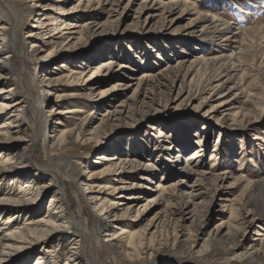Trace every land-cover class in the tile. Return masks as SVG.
Here are the masks:
<instances>
[{"label": "bare ground", "instance_id": "obj_1", "mask_svg": "<svg viewBox=\"0 0 264 264\" xmlns=\"http://www.w3.org/2000/svg\"><path fill=\"white\" fill-rule=\"evenodd\" d=\"M70 1L73 2L72 5L64 8ZM70 1L0 0V121L3 122L0 124V151L10 155V158L3 156L5 159L0 161V182L6 178L11 179L8 187L0 185V193L7 195L0 200V216L10 214L7 221L0 226V264H27L38 247H41V252L33 264H58L50 250L53 240L57 241L58 247L61 246L64 252L63 264H91L90 259L96 258L93 250L89 248L90 252H83L79 247V243L82 247H87L91 239V235L86 232L88 222L84 220L86 216L78 201L80 197L93 213L92 219L97 225L92 238H95L98 245L109 249L113 260L127 259L138 264H170V258L158 259L160 250L183 244L194 251L199 240L197 234L200 233L197 208L201 204L211 203L218 194L222 197L220 200H224V190L241 183H244L248 191V202L252 208L235 217L237 224L233 238L228 243L223 242L219 236L222 232L220 224L215 230L217 236H208L199 250L196 251L195 248V253L207 254L221 250L232 253L233 260L241 264H264V242L260 249L255 248L246 253L238 251L247 233H259L257 228L260 223L257 220L264 217V178L247 180L241 176L234 177L225 171L214 173V164L211 169L204 170L198 154L207 136L205 132L209 130L207 122H188L186 134L194 129L197 131L194 136L201 138L197 143L198 150L186 161L173 163L168 177L164 176L165 172H162L161 177L156 175V171L161 172L159 156H169L175 147V141L171 137L173 126L163 129L164 123L153 119L155 113L163 107L165 109L169 99L178 106L192 107L196 111L213 102L203 116L207 117V121L214 118V122L229 123L231 127L246 129L251 120L248 114H254L253 121L259 119L264 110V102L261 101L260 104L259 94L254 91L249 95L252 100L246 101L248 105L251 104V109L246 110L243 108L244 104L240 103L242 106H235L237 112L232 113L239 95L244 92L243 74L239 77L237 75L239 64L249 53L250 37L229 23L223 25L222 21L210 15H201L187 24H180L196 6L190 0H142L140 8L125 29L141 34L182 32L185 36L194 38L195 50L202 51V45L209 41L215 54L217 52L205 61L202 57L181 51L177 53L179 58L175 63L163 61L164 65L155 70V62L151 63L152 52H159L163 48L173 51L177 45L153 40L154 46L148 47L146 45L149 41L143 46L141 41L136 42L133 39L128 47L133 54L124 55V51H121L123 42L118 40L114 45L103 43L107 47L118 46L120 51L116 54L102 50L106 47L100 50H82L87 55L75 53L87 43L89 37L101 36L111 30L116 32L120 18L131 7L133 0ZM34 11L35 19L28 27V20ZM20 31L23 38L18 36ZM29 40L36 41L29 45L26 55L20 56V51ZM230 43H233L231 54L223 55L219 49L228 47ZM50 46L54 47L38 54L43 48ZM150 47H153L152 51ZM67 52L72 53L66 57ZM161 57V54H157V59ZM138 60L149 64L142 69L137 66ZM51 61H55L58 71H65V76L55 78L47 70L38 79L30 80L28 73L33 67L44 66ZM92 65L95 68L87 77H83L85 70ZM46 69L47 67L43 70ZM62 79H67L69 86L79 85L86 91L84 94L72 93L62 98L82 97L90 100L99 112L95 113L97 115L94 118L79 120L68 131H59L54 127L47 130L42 121L52 114L53 109L44 113V108H48V101L45 105L42 102L36 103V99L31 98V93L38 90L39 93H44L41 100L47 98L50 89L57 86ZM113 79L116 81L106 86ZM130 91L129 96L123 97ZM17 93H20V98H16ZM59 98L61 96L57 97ZM27 111L32 123L24 129L22 122L25 121ZM218 112L219 117L216 115ZM77 113L79 111L75 108L58 112L56 124L74 118ZM124 119L152 122L149 129H162L157 130L156 140H153L147 137L148 132L141 138L142 132L133 128L131 131L134 130V133L124 137L123 144L121 142L123 147L121 144H114V141L106 143L100 140L98 136L106 127L115 126ZM25 139L32 145L39 142L44 144L41 150L43 156L38 162L27 149L16 151L12 147L13 142ZM188 140L190 139L185 138L182 145L178 146V157L182 149L190 147ZM73 142L85 144L92 150H116L111 156L105 151L98 158L104 163L103 167L89 172L82 180L84 187L78 190L81 196H74L78 206L77 213H72L71 202L66 196L70 182L67 176L68 166L76 164L77 160L72 162L63 156V152ZM151 142H154L156 151L153 150L148 155L146 146ZM218 151L214 149L211 155L213 163L219 159ZM146 159L147 162L143 164ZM96 164L98 163L95 162L94 165ZM107 176L110 181H117V186H111V183L106 187L97 186L94 193L87 194V191H92L96 180H103ZM170 176L176 180L165 186ZM40 179H48V182L38 186ZM229 181L231 183L227 184ZM101 192H107L115 198H104L101 201ZM47 194L50 203L44 208ZM147 210H153L148 217L145 213ZM252 212L253 217L250 216ZM41 214L44 217L38 218ZM21 216H24L25 225L21 229L13 228L16 218ZM126 217L137 219L138 223L145 220L144 235L151 237L148 243L140 238V233H131L121 227L122 220ZM230 217L232 219L233 216ZM188 224L195 227V233L188 230Z\"/></svg>", "mask_w": 264, "mask_h": 264}, {"label": "rangeland", "instance_id": "obj_2", "mask_svg": "<svg viewBox=\"0 0 264 264\" xmlns=\"http://www.w3.org/2000/svg\"><path fill=\"white\" fill-rule=\"evenodd\" d=\"M70 1V0H69ZM190 2L195 3V8L189 13L187 17H184V20L180 21V24H187L192 19L200 17L201 15H210L215 17L217 20H220V22L225 25V23H229L233 27L237 28L239 31L243 32L244 34L248 35L250 39H248L250 42V50L245 57V59L242 61V63L239 64V72L238 77L243 74V89L244 92L239 95L236 104L233 107L235 109H232V113L237 112V106H242L240 103L244 104L243 108L246 110L251 109V104L249 105L246 103L248 100H252V98L249 96L252 93L259 94L260 104L264 102V0H190ZM72 1L65 4L64 8H68L72 5ZM142 4V0H133V3L131 4V7L127 10L125 14L122 15V17L119 20V26L118 30L116 32L110 31L107 32V34H103L101 36L93 35L88 38L87 43L85 42L83 44V47L75 52L76 54L80 55H87L82 50H100L102 47V50L110 51L112 54H116L120 51V48L118 49V46H112L107 47L103 45V43H111L112 45L115 44L118 40L122 41L123 44L122 50L125 54H133V52H130V41L133 39L138 42L141 41L143 43V46H145L146 41H149V44L146 46H154L153 40L164 42V44L169 45H177L173 49V51H170L169 49H161L159 52H152L151 57V63L155 64L153 65L154 69H160L164 62H169L170 64H173L177 61L179 58L177 56V53L179 52H187L192 54L193 56L202 57L205 61L207 59L212 58L217 54H215V51L213 50L214 47L212 45H209V41L207 43H204L206 45H202V51L195 50L196 43L193 42L194 38H190V36H185L182 32H175L174 34L166 33L163 31L160 32H152V33H137L134 30L125 29L126 26L130 23L131 18L134 16L135 12L140 8V5ZM23 9V8H22ZM25 9V7H24ZM37 10V9H36ZM36 12L34 11L31 18L28 20L27 26L29 27L32 24L33 19H35ZM27 18V16H26ZM104 20V19H103ZM102 20V21H103ZM125 29V30H124ZM122 33L119 34L118 32ZM124 31V32H122ZM120 36H118V35ZM18 36L20 38H23L22 31L19 32ZM232 40V39H231ZM230 40V41H231ZM36 40H29L26 45L22 48L20 51V56L26 55L29 51V45ZM125 41V42H124ZM152 41V42H151ZM110 44V45H111ZM148 46V47H149ZM210 46V47H209ZM54 46L43 48L38 54H43L49 49L53 48ZM109 48V49H108ZM147 49V48H146ZM151 51L153 50V47L149 48ZM88 50V51H89ZM90 50V51H91ZM233 50V43H230L228 47H225L223 49H219V51L222 52L223 55L229 56ZM149 51V50H148ZM150 51V52H151ZM72 53V52H71ZM70 52H67L68 57ZM157 54H161V59H157ZM175 54V55H174ZM122 55V54H121ZM177 56V57H176ZM107 57V56H105ZM192 57V56H191ZM174 58V59H173ZM87 60V59H86ZM105 60V59H104ZM164 61V62H163ZM55 61H51L50 63H46L44 66L38 65L37 68L33 67L29 73L28 76L30 80L38 79L42 74L47 73V70L49 73H53L55 78L63 77L65 76V71L60 70L58 71L57 68H55ZM143 64V65H142ZM149 63H141L138 60V67H142V69H145L146 66ZM46 70H43L46 68ZM44 67V68H43ZM95 68V65H92L88 70H85L83 73V77H87L88 73ZM140 69V70H142ZM138 72H141V71ZM48 73V74H49ZM33 77V78H32ZM116 81V79L110 80L106 86H109L113 84ZM69 81L67 79H62V81L55 86L54 88L50 89V94L47 96V98H43V92L39 93L40 91L36 90L33 91L31 94V98L36 99V103H47L48 101V108H44V113L48 111L49 109L52 110V114L48 115V118H44L42 121L43 127L47 130L50 129V127L58 128L59 131L65 130L68 131L72 129L79 120L86 118V117H92L94 118L99 112L95 109V106L90 102V100H85L82 97L76 98V99H67L62 98V96H67L72 93H78V94H84L86 91L85 89L81 88L79 85L77 86H69ZM1 88V87H0ZM256 90V91H255ZM252 91V92H251ZM254 91V92H253ZM34 93L36 95H34ZM262 93V94H260ZM131 94V91L128 92L126 96L127 97ZM38 95V96H37ZM262 95V96H261ZM58 96H61V98L57 99ZM16 98H20V93H17ZM122 99V98H121ZM119 99V101L121 100ZM173 99V97H171ZM56 101V102H55ZM162 102H165V100H162ZM213 102H209L205 104L203 107H201L199 110H193L192 107H185L184 105L178 106L177 103H175L173 100H168L164 107L159 110V112L155 113L153 115V119L159 122H162L166 125H162L163 129H166L167 126L171 127L173 126L172 131V139L175 141V147L174 150L170 152V155H162L159 156V163H160V171H156V175L158 177L162 176V172L164 173V176H169L171 166L175 162H181L186 161V159L194 152L198 150L199 147H197V143L201 140L200 137L194 136L196 134V130L191 129L188 131V134H186V127L189 124V121L192 122H207L209 124V130H207L205 133L207 136L205 137V141L203 142L202 147L200 148V153L198 154L200 156V160L203 164L202 168L204 170L211 169V165H213L212 170H215L214 173L217 172H228L231 173L232 176L237 177L241 176L244 179L247 180H254L257 178H264V110L261 113L259 119L256 121H253L254 114H248L249 119H251L249 122L250 124L247 126L246 129H240L237 127H231L229 126V123L222 124L221 122H214V118H210L208 121L206 120L207 117L203 116V114L209 110L212 106ZM248 105V106H247ZM236 106V107H235ZM251 106V107H250ZM68 108H75L78 109L79 113H77V116H74V118H70L69 120H66L62 124H56L57 119L59 116H57V113L63 110H66ZM97 113V114H95ZM29 112L27 111L25 113V121L22 122V128H27L28 126H31V118H29ZM218 117L220 116V112L216 114ZM126 119V118H125ZM122 120L121 123L112 126V127H106L105 130L102 131V134H100L98 137L100 140L105 141L106 143H109L110 141H114V144H122L124 143V137H127L128 135H131L134 133L131 131L133 128H137L138 131L142 132L141 138L144 137L146 132L149 133L147 137L150 139L156 140L155 135L157 134L158 129L155 131L149 129L150 123L152 122H145L142 120H129L126 121ZM128 120V119H127ZM47 121V122H46ZM46 122V123H45ZM3 122L0 121V124ZM46 124V126H45ZM199 126V125H198ZM196 126V127H198ZM235 129V130H234ZM140 138V137H139ZM185 138H189V144L190 147L188 149H182L180 151V157L177 155L178 146H181ZM165 140V139H164ZM163 141V139L161 140ZM160 141V143H161ZM242 142V143H241ZM13 148L16 151H21L24 149H27V151L30 153L32 158H34L35 161L40 160L43 156V152L41 151L43 149L44 144L42 142H39L36 145H32L29 143L28 139H25L23 141L13 142ZM121 144V147L124 145ZM260 145V146H259ZM155 144L154 142L149 143L146 148V154L149 155L150 152L155 150L154 148ZM214 149H218L219 151V159L215 163H213V160L211 159V155L213 154ZM106 150H92L87 145L81 144L80 142H73L63 152V156L68 159L69 161L77 160L76 164H71V166H68V173L67 176L69 177V183L67 187L66 196L68 198V201L71 202L72 205V213H77L78 206L76 198L74 199L75 194L80 195L79 189L81 190L84 185L83 179L84 177L89 173L93 172L95 170H98L99 168L103 167L104 163L102 164L98 158L103 154L106 153ZM116 150H110L107 152V155L111 156L115 153ZM0 155H2L3 160L4 157L10 158V155H5L4 152L0 151ZM4 156V157H3ZM217 157V158H218ZM5 159V158H4ZM38 162V161H37ZM88 162V163H87ZM98 163L94 165V163ZM147 162V159L143 161V164ZM242 164V166H240ZM34 168V167H32ZM238 169H240L238 171ZM33 169L30 170V173H32ZM87 171V172H86ZM170 172V173H169ZM168 173V174H167ZM160 174V175H159ZM102 178L96 180L97 183H95L93 186L92 191H87V194L94 193L98 188L97 186L106 187L111 183V186H117V181H110V177L107 176L103 180ZM169 180L166 181V185L168 186L176 180V178H171V176L168 178ZM106 180V181H104ZM11 182L10 178H6L3 182H0V185L2 186H9V183ZM45 182H48V179H40L38 182V186L45 184ZM231 183L229 181L227 184ZM78 184V185H77ZM206 186V185H204ZM244 183L238 184L237 186L234 185L232 188L228 190H224L225 198L224 200H220L221 195L218 194L213 199L211 203L208 204H201L197 208V214L200 220V233H198V242L195 246L196 251L201 248V246L204 244V241L207 240L208 236L210 238H215L217 236L216 233V227L218 225H222V232L220 233V237L223 240V242H230L231 238H233V234L235 233L234 227L236 226V216H240V214L246 213V211L251 210V204L248 202V191L244 187ZM45 190V189H44ZM78 191V193H77ZM70 192V193H69ZM86 194V195H87ZM16 195V194H15ZM147 197H149L148 194H146ZM81 196V195H80ZM223 196V195H222ZM7 197V195H3L0 193V200ZM104 198H108L110 200H113V196H109L107 192H101L100 193V199L103 201ZM168 197L166 196V201ZM78 199V197H77ZM80 205H82L83 213L85 214L84 220H87L88 222V228L86 229V232L91 235V239L87 244V247H82V244L79 243L80 249H82L83 252H90L91 248L93 250V254L96 255L95 260H91V264H138L137 262H130L129 260H123V261H116L113 260L110 256V251L108 248L103 247V245H98L95 238H92L97 230V225L94 223L93 213L89 211V208L83 203L81 197L78 199ZM50 203V197L49 194L45 196L44 199V205L43 207H47ZM243 203V204H242ZM84 205V207H83ZM140 204H138L139 206ZM137 206V207H138ZM227 206V207H225ZM242 206V207H240ZM153 212V210H147L146 217L150 216V214ZM233 216L232 219L230 216ZM10 214H3L0 216V226L7 221ZM251 217L254 216V213L252 212L250 214ZM44 214H41L38 216V218H43ZM24 216H21L19 218H16L14 222L13 228L21 229L23 227L24 222ZM105 221V220H104ZM257 221H259V225L257 228V231L259 233H253L249 234L247 233L245 238L242 239L240 246L238 248L239 253L243 252L246 253L247 251H252L253 249L257 248L260 249L262 247V243L264 242V217L261 219L259 218ZM137 219L134 220V218L126 217L122 220L121 227H124V229L131 233H140V238L144 240V242L148 243V240L151 238L150 235H144L143 232V226L145 224V220H142L141 223H138ZM188 230H193L191 233H195L194 230L195 227L191 225H187ZM193 228V229H192ZM218 228V227H217ZM88 230V231H87ZM94 231V232H93ZM194 235V234H193ZM103 236V234H102ZM144 237V238H143ZM191 239V238H190ZM189 239V240H190ZM105 240V238H104ZM147 240V241H146ZM188 240L187 245L189 246L190 241ZM93 242V243H92ZM90 243V244H89ZM41 247H38V249L33 251V257L27 264H33L36 262V258L39 256V253L41 250H39ZM194 251H191L186 248L183 244H177L174 247H164L162 250H160L158 254V259H165L170 258L172 261L170 264H241L238 261H234L233 254L228 252H222L221 250L216 252H208L207 254H197ZM85 249V250H84ZM50 250L52 252V255L55 258V261L58 264H63L65 260L64 252L61 249V246L58 247V243L56 240H53L50 243ZM62 254V255H61ZM91 258V257H90ZM93 261V262H92ZM162 261V260H161ZM159 263V262H158ZM162 264V263H160Z\"/></svg>", "mask_w": 264, "mask_h": 264}]
</instances>
